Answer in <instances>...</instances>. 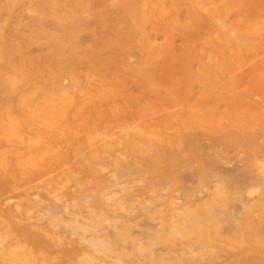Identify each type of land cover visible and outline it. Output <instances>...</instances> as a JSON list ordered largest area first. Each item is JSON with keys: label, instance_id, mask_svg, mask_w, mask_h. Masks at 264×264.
Wrapping results in <instances>:
<instances>
[{"label": "rangeland", "instance_id": "rangeland-1", "mask_svg": "<svg viewBox=\"0 0 264 264\" xmlns=\"http://www.w3.org/2000/svg\"><path fill=\"white\" fill-rule=\"evenodd\" d=\"M0 0V264H264V0Z\"/></svg>", "mask_w": 264, "mask_h": 264}, {"label": "bare ground", "instance_id": "bare-ground-1", "mask_svg": "<svg viewBox=\"0 0 264 264\" xmlns=\"http://www.w3.org/2000/svg\"><path fill=\"white\" fill-rule=\"evenodd\" d=\"M74 2L75 3H81V0H75Z\"/></svg>", "mask_w": 264, "mask_h": 264}]
</instances>
